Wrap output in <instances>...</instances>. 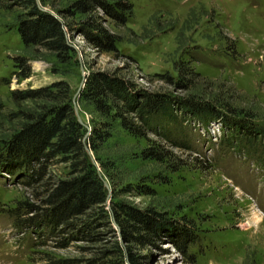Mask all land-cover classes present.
<instances>
[{"label":"rangeland","instance_id":"rangeland-1","mask_svg":"<svg viewBox=\"0 0 264 264\" xmlns=\"http://www.w3.org/2000/svg\"><path fill=\"white\" fill-rule=\"evenodd\" d=\"M69 1L37 0L57 16L55 10ZM128 1L132 16L124 25L106 16L102 21L119 38L115 51H99L69 32L75 52L61 64L52 52L24 49L17 31L20 8L0 0V139L15 123L11 112L39 104L17 102L11 91L63 82L74 110L73 96L91 72L162 94L172 106L182 99L222 116L205 123L176 107L174 120L156 115L155 131L138 137L79 96L78 122L105 185L107 212L99 214L93 234L62 245L65 231H54L39 217L25 221L38 214L45 187L27 185L26 169L9 172L0 163V264H264V0ZM21 56L29 59L27 78L16 75ZM99 121L110 123L102 127L110 136L91 150L90 131ZM149 147L165 157L142 155ZM4 150L2 144L0 154ZM69 172L67 163L50 165L48 184ZM118 202L152 210L164 231L128 241L115 216Z\"/></svg>","mask_w":264,"mask_h":264},{"label":"trees","instance_id":"trees-1","mask_svg":"<svg viewBox=\"0 0 264 264\" xmlns=\"http://www.w3.org/2000/svg\"><path fill=\"white\" fill-rule=\"evenodd\" d=\"M9 6L20 8L17 31L24 49L39 48L52 52L61 64L69 63L75 52L67 41L69 32L82 35L99 51H115L119 38L102 21L106 16L113 24L124 25L132 16V5L128 0H71L55 10L62 18L41 7L37 0H13ZM96 8L102 13L98 14ZM28 62L27 57L17 58L18 77L30 76ZM11 94L17 102L39 100V104L36 103L28 112H11L9 120L15 123L11 124L10 133L0 139V146L5 144L4 153L0 154L3 168L13 172L20 166L28 172L30 182L27 185L45 187L38 214L27 217L25 221L36 222V217H39L54 231H65L67 235L62 245L77 240L80 234H93L99 214L107 212L104 210L107 192L96 166L86 153L84 127L76 119L68 84L58 82L37 89L14 90ZM80 98L92 105L99 116L118 120L124 130L138 137H147L148 131H155L153 117L156 115L164 114L174 120L173 109L176 107L183 116L186 112L205 123L222 116L211 106L190 104L182 99L177 106H172L164 95L137 91L132 83L106 72H91L86 77ZM98 124H94L90 131L91 150H96L98 143L110 136L109 130L102 128L110 123L99 121ZM254 138L249 137L248 141L252 142ZM251 147L257 149L256 144ZM160 153V149L150 147L142 151V155L153 159L165 157ZM55 163H67L70 172L66 178L48 184L47 170ZM96 209L100 212L96 213ZM115 216L122 225L123 237L128 241L157 237L165 228L152 210L138 209L125 202L117 203ZM186 238H180L181 243ZM88 264L109 263L91 259Z\"/></svg>","mask_w":264,"mask_h":264},{"label":"water","instance_id":"water-1","mask_svg":"<svg viewBox=\"0 0 264 264\" xmlns=\"http://www.w3.org/2000/svg\"><path fill=\"white\" fill-rule=\"evenodd\" d=\"M55 16H57V15H55ZM57 17H58V16H57ZM58 18H59V17H58ZM73 47H74V45H73ZM75 48H76V47H75ZM81 68H82V66H81ZM84 81H85V78L81 81L80 86H79L77 92H76V93L74 94V96H73L74 110H75V114H76V116H77L78 121H79V119H80V116L78 115L77 99L79 98V96H80V92H81V89H82L83 86H84ZM79 122H80V121H79ZM85 148L88 150V148H87L86 145H85ZM98 174H99V176H101L99 170H98Z\"/></svg>","mask_w":264,"mask_h":264}]
</instances>
